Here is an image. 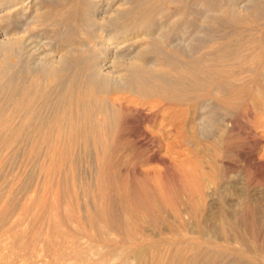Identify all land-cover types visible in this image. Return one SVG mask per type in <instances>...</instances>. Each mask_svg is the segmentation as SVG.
<instances>
[{"label": "bare ground", "instance_id": "bare-ground-1", "mask_svg": "<svg viewBox=\"0 0 264 264\" xmlns=\"http://www.w3.org/2000/svg\"><path fill=\"white\" fill-rule=\"evenodd\" d=\"M118 1L0 0V264L255 263L262 249L239 227L253 200L237 201L235 221L218 208L217 240L182 229L148 241L140 214L153 227H183L223 198L238 160L249 183L264 185V0L226 10L209 0L205 11L220 10L231 28L198 42L164 19L200 0H124V10ZM58 25L64 41L49 35ZM241 109L254 111L255 150H232L225 137ZM20 146L41 179L14 171ZM173 172L182 185L169 200Z\"/></svg>", "mask_w": 264, "mask_h": 264}, {"label": "rangeland", "instance_id": "rangeland-1", "mask_svg": "<svg viewBox=\"0 0 264 264\" xmlns=\"http://www.w3.org/2000/svg\"><path fill=\"white\" fill-rule=\"evenodd\" d=\"M69 1V0H68ZM124 0H120V1H118L116 4H115V7L114 8H119V9H126V8H128V4H124V2H123ZM202 1V2H201ZM208 1L209 0H200V1H194L193 3L192 2H190L188 5H187V7L185 8V10H184V12L182 11V5H180V4H178V7L177 8H179V10L181 9V13L182 14H178V11L177 12H173L172 13V15L171 16H168V18H166V19H164L165 21V25H166V27H167V25H168V27H167V31H173L174 33H176L177 35H179V36H181V35H184V36H186V37H188V38H191L194 42H198L197 40H199V41H202V38L203 37H206V38H208V37H211L212 35L213 36H217V35H220L221 33H223L224 32V35H225V33L226 32H228L229 30H230V28H231V25H229V23L228 22H226V21H224V22H222L220 19H218V17L220 16V10L218 11V10H213L212 12H207V11H205V9H206V7L208 8V5H207V3H208ZM256 1V2H255ZM255 1H253V3H256V4H260L261 2H263V0H259V2H258V0H255ZM218 2H219V4L221 5H223L224 4V9L226 8L227 9V5L228 4H230V2H231V0H218ZM223 2V3H222ZM106 2H102V4H100V5H102L103 7H106V4H105ZM121 3V4H120ZM253 3H251V7L252 6H254L255 4H253ZM196 4V5H195ZM65 6L64 7H67V3L66 4H64ZM203 6V7H202ZM176 7H173L172 6V8H173V10H175L176 9ZM202 9L204 10V11H202ZM225 9V10H226ZM225 10H224V12H225ZM185 13V14H184ZM203 14V15H202ZM263 14V15H262ZM183 16V17H180V16ZM217 15V16H216ZM264 18V11H262L261 12V14L259 15V19L260 20H257L258 21V23H263L264 22V19H262V18ZM220 18V17H219ZM228 23V24H227ZM171 24V25H170ZM255 24V23H254ZM254 24H252V26L253 27H255L254 26ZM255 25H257V24H255ZM260 24H258L257 26H259ZM229 26V27H228ZM51 29V28H50ZM49 29V35L50 36H52V37H55V38H59V35H61L62 36V41H64V40H66V38L69 36V33L66 31V27L65 26H63V25H58L56 28L55 27H53L51 30ZM224 30V31H223ZM52 31V32H51ZM60 32V33H59ZM50 33H52V34H50ZM62 33V34H61ZM182 33V34H181ZM184 33V34H183ZM218 33V34H217ZM181 34V35H180ZM216 34V35H215ZM202 35H206V36H202ZM208 35H210V36H208ZM191 36V37H190ZM200 36V37H199ZM64 37V38H63ZM66 37V38H65ZM201 39V40H200ZM131 40V42H133L135 39H130ZM65 44V43H64ZM251 109V108H250ZM224 110H225V108H224ZM236 112L237 113H233L234 115H233V117H234V121H235V124H236V130L234 131V132H232V133H230V134H227L225 137L226 138H228V139H231L230 141H233L232 143H233V146L232 147H230L231 149L232 148H234V150L235 151H238V150H245V149H253V150H255V147L253 148V146L249 143V139H250V135H251V133H253V130H254V123H255V119H254V117H253V114H254V111L252 110V112H246V111H243L242 109L241 110H236ZM238 114V115H237ZM213 117H215V115H213ZM217 117H218V115H217ZM215 119V118H214ZM217 121V120H216ZM215 120L213 121V123H215V124H213L212 123V125L211 126H214V127H211L214 131H217V129L219 128V126H218V124H217V122H216ZM217 127V128H216ZM239 128V129H238ZM239 131V132H238ZM233 135V136H232ZM253 135H254V133H253ZM235 141H237V142H235ZM205 144H206V146H207V144L209 145V147H211V145H210V143H211V139H207L205 142H204ZM241 143V144H240ZM237 144V145H236ZM235 145V146H234ZM237 146V147H236ZM240 148H239V147ZM22 150V152H20L21 150ZM23 150H24V152H23ZM233 150V149H232ZM215 151H217L218 152V154L220 153V154H223L224 155V150H222L219 146L215 149ZM19 152L20 153H18V155L16 156V157H18V158H16V162L18 163V159H19V163L17 164V165H15L14 167V171L15 172H19L20 174H22V173H24V175H22L24 178H26V176H27V178H28V176H31L32 177V180L33 181H36V179L38 178V175L39 174H37L38 172H37V164H39L38 163V160L36 161V163L35 162H33V161H31V163H34L33 164V166H34V168H33V166H31V168H30V165H29V163L30 162H28L29 161V159H28V157H26V151H25V148H23L22 146H20L19 147ZM216 152V153H217ZM23 153V154H22ZM23 155L24 156V158H22V161H20L21 160V157H23V156H21V155ZM42 154V151H41V153L39 152L38 153V156L41 158V156L43 155H41ZM20 155V156H19ZM191 154H189L187 157L188 158H190V157H192V155L190 156ZM27 158V159H26ZM179 158H181V160H183V159H186V157L184 156V155H181ZM24 159H26L25 161V164H24ZM32 160V159H31ZM194 159H192V158H190V161H192V162H194L193 161ZM227 160L228 161H232V157L230 156V157H228L227 158ZM34 161H35V159H34ZM40 161V160H39ZM239 161V162H238ZM237 162V165H238V167H237V169H235L234 171H232V173H229L228 175H227V177L226 176H224V179L221 181V183L222 184H220L221 186L222 185H224L223 187H224V191H223V198L222 197H218V199H217V197H216V199H210V200H207V202L209 201V203L207 204L209 207H211V209L208 207V208H206L205 210H203V211H201L203 214H201V212L199 213L200 214V216H199V214L197 215V217H189L188 216V218H187V216H185L184 217V219H183V221L184 220H186L185 222H184V226L183 227H170L171 228V230H170V228L169 227H163V226H161V227H153V226H151V224H150V215H145L144 213H142V214H140L141 215V217H140V215L138 214V218H137V215H136V219L137 220H140V218H141V220H143V221H145V223L147 222V224H145L146 226L145 227H142V228H145V229H143L144 231H145V233H144V231L142 230V228H140L141 230H142V232L146 235V237H147V240L148 241H151V242H166L167 240H170L172 237H174V235L176 234V232H179L178 230H182L183 229V231H185V232H190V231H197L198 229L200 230V229H202V230H206V231H208L209 232V237L212 239V240H217V239H219L218 238V235H217V233H215V231H217V228H215V227H217L219 224H216V223H219V221H218V215H219V209L218 208H222L223 207V211H225L224 212V214H226L225 216H227V215H229V217H234V214L236 213V211H238V209H239V207H238V205H237V201L239 200H241V198H243V199H248V200H250L251 202H253V201H255V203H256V205L258 206V208H257V206H256V210L255 209H249V208H244V215L246 216V218H247V221L249 222V223H247V224H240V226L239 227H247V228H252V229H250L249 231H248V233H249V236H250V240H253V241H255V242H258L257 244H258V246L262 249V252H259V255L261 256V257H259V258H257L256 260H255V263H253V264H264V185L262 186V184H255L254 183V181L252 182L251 181V183H249L248 182V179H247V176L244 174V170H242L243 169V163L241 162V160H238ZM28 162V163H27ZM23 166H22V165ZM27 164V165H26ZM192 164V163H191ZM218 165V164H217ZM216 165V166H217ZM24 166H25V168H24ZM36 166V167H35ZM203 166H205V168L207 167L206 166V164H204L203 163ZM22 167V168H21ZM26 167H27V169L28 170H33V171H35V174L33 173V174H31L33 171H31L30 172V174L28 175V171L27 170H25L26 169ZM149 167H152V168H158V166H156V165H151V166H149ZM18 168V170L16 171L15 169H17ZM21 168V169H20ZM30 168V169H29ZM22 169H24V172L22 171ZM78 170V169H77ZM75 171V173H77L76 175H74L75 177L76 176H78V172H80L79 170L78 171ZM206 170L207 171H210V168H206ZM27 171V172H26ZM25 172H26V174H25ZM179 172V171H178ZM74 173V174H75ZM175 172H173V174H174ZM234 173V174H233ZM33 175V176H32ZM34 176H36L35 178H34ZM230 176V177H229ZM232 176V177H231ZM39 177H41L42 178V176H39ZM233 177H234V179H233ZM41 178H38V179H41ZM170 179H171V181H170V191H171V189L173 188V190H172V194L171 195H173V197H172V199H171V195H166V198H168L169 200H174L176 197H174V196H178L177 195V193L178 194H180L179 192H180V190H181V182H179V180H180V178L178 179V176H177V173H175L174 175H172L171 177H170ZM173 183V184H172ZM179 184V185H178ZM226 184V185H225ZM76 185H78L77 183H76ZM229 185V186H228ZM180 186V187H179ZM76 188V187H75ZM74 188V189H75ZM78 188V187H77ZM76 188V189H77ZM137 188V187H136ZM79 189V188H78ZM179 191V192H177V191ZM174 191V192H173ZM226 193V194H225ZM142 196V195H141ZM222 196V195H221ZM142 197H144V196H142ZM141 197V198H142ZM116 199V198H115ZM158 201H157V203H159V201H160V203H161V201H162V203L161 204H163V200H161V199H157ZM212 200V201H211ZM215 202H214V201ZM217 200V201H216ZM223 200V201H222ZM253 200V201H252ZM257 201V202H256ZM206 202V203H207ZM212 202V204H210ZM222 202V203H221ZM159 203V204H160ZM214 203H219L218 205H219V207H217L218 205L217 204H214ZM214 204V206H212ZM221 204H222V206H221ZM236 204V205H235ZM170 206L172 205V203H170L169 204ZM117 206V205H116ZM170 206H169V208L167 207V208H164V210L166 209L167 211H168V209H169V213H170V215H169V213L168 212H166V210H165V216H166V218L168 219V217H169V219L170 220H172L173 219V217H172V213L170 212ZM234 206H236V208H234ZM120 207V206H119ZM117 208H118V206H117ZM119 209H120V211L123 213V209L120 207V208H118V211L116 212V210L117 209H114V206L112 207V210H111V212H113V214L115 215V213H118L117 215H115V216H118V215H120L119 213H121L120 211H119ZM122 209V210H121ZM234 209V210H233ZM236 209V210H235ZM247 209H248V212H247ZM260 209V210H259ZM115 210V211H114ZM208 212H207V211ZM258 210V211H257ZM253 211H254V213H253ZM110 212V213H111ZM207 212V216L205 215V213ZM235 212V213H234ZM258 212V213H257ZM121 213V215L120 216H118V217H123V214ZM209 213V214H208ZM216 213V214H215ZM248 213H251V214H248ZM112 214V213H111ZM142 215H145V218L142 216ZM206 217H205V216ZM215 215V216H214ZM253 215H256L255 216V218H254V216ZM146 216H149V217H146ZM170 216H171V218H170ZM199 216V217H198ZM213 216V217H212ZM244 216V217H245ZM151 217H152V215H151ZM205 217V218H204ZM208 217V218H207ZM215 217H217V220H216V218ZM228 217V216H227ZM188 220H187V219ZM193 218V219H192ZM197 219V218H199V219H197V220H194V219ZM207 218V219H206ZM213 219V218H215V219H213L211 222H210V220L209 219ZM250 218H251V222H255L256 221V223L255 224H253V223H251V225H250ZM253 218V219H252ZM121 220H122V218H120ZM146 219V220H145ZM255 220V221H254ZM215 221V222H214ZM217 221V222H216ZM233 221H235V217H234V220ZM187 222V223H186ZM214 222V223H213ZM186 223V224H185ZM202 223V224H201ZM214 226V225H216V226H212L211 224ZM64 224H65V227H73V226H71V224H69V223H67V222H64ZM198 224V225H197ZM207 224H208V226H207ZM257 224V225H256ZM242 225V226H241ZM245 225V226H244ZM255 228V230L256 231H254V228ZM257 227V228H256ZM169 228V229H168ZM219 228V227H218ZM260 230H259V229ZM188 229V230H187ZM211 229H213V230H211ZM216 229V230H215ZM258 229V230H257ZM215 230V231H214ZM251 231V232H250ZM254 233H253V232ZM254 235H253V234ZM255 233L256 234H258L257 235V237L255 236ZM115 234H113L112 235V238L113 239H115L116 241H120V237H116V235L114 236ZM190 235V234H189ZM253 236V237H252ZM114 237H116V238H114ZM255 237H256V239H255ZM150 238V239H149ZM252 238V239H251ZM258 238V239H257ZM152 239V240H151ZM158 240V241H157ZM260 241V242H259ZM263 242V243H262ZM259 243L261 244V246L259 245ZM263 245V246H262ZM261 253V254H260Z\"/></svg>", "mask_w": 264, "mask_h": 264}]
</instances>
